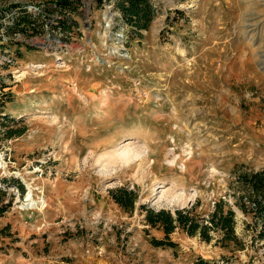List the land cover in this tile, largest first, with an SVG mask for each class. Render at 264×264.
<instances>
[{
	"label": "rangeland",
	"instance_id": "obj_1",
	"mask_svg": "<svg viewBox=\"0 0 264 264\" xmlns=\"http://www.w3.org/2000/svg\"><path fill=\"white\" fill-rule=\"evenodd\" d=\"M52 2L0 0V264H264L241 178L264 169V0H152L126 56L101 1L81 0L67 33ZM11 3L41 12L40 34L4 33ZM119 185L133 210L110 196ZM220 199L236 241L176 228L174 246L150 242L164 233L140 204L194 205L206 223Z\"/></svg>",
	"mask_w": 264,
	"mask_h": 264
},
{
	"label": "trees",
	"instance_id": "obj_2",
	"mask_svg": "<svg viewBox=\"0 0 264 264\" xmlns=\"http://www.w3.org/2000/svg\"><path fill=\"white\" fill-rule=\"evenodd\" d=\"M99 1H101V3L112 1L114 6L120 11L122 20L128 26V31L134 35H139L142 29L148 28L156 13L152 0ZM80 4L81 0H53V2L46 7L48 10L46 14L52 12L58 13L56 27L62 32L67 33L77 23L75 19L69 16V12L80 14V10L78 9ZM8 11L10 12L8 13ZM7 13L10 21L4 25V33L8 36H13L17 33L36 35L40 34L44 29L41 12L34 13V11L28 9L26 6L11 3L9 7H6L5 10L2 11L1 16H5ZM2 40H4V38L2 34H0V41ZM6 42L12 43L13 41L9 39ZM6 42L2 41V44L5 45ZM15 42L17 46L26 44L24 41L19 40ZM241 178L245 183H249L256 191L255 194L248 197V201L256 219H259L262 223L258 230V236L264 238V169L244 173ZM14 181H16L22 193V183L18 180ZM108 192L112 199L125 210H133L137 197V192L134 188H129L126 185H119L109 188ZM5 193L6 190L0 188V215L3 214L11 202L10 200L3 201ZM225 204L226 202L223 199L215 201L214 208L209 213L206 223H203L198 213L193 212L194 205L181 208L177 207L171 210L165 207L153 208L142 203L139 205V208L140 211L144 213L143 218L145 223L150 227L160 228L164 233L162 237L152 235L149 238L150 242L154 246L164 247L174 246L176 244V242L170 238V233L176 228H181L191 235L198 234L204 240H210L212 236L210 231L217 230L220 232L222 244H226L230 240L236 241L238 237L235 233V212L230 206L225 208ZM201 260V262H205V260Z\"/></svg>",
	"mask_w": 264,
	"mask_h": 264
},
{
	"label": "built area",
	"instance_id": "obj_3",
	"mask_svg": "<svg viewBox=\"0 0 264 264\" xmlns=\"http://www.w3.org/2000/svg\"><path fill=\"white\" fill-rule=\"evenodd\" d=\"M103 5L105 9L103 11L101 29L104 33L110 34L114 38L116 52L126 56L129 52L128 26L122 20L120 11L114 6L112 1H105Z\"/></svg>",
	"mask_w": 264,
	"mask_h": 264
},
{
	"label": "bare ground",
	"instance_id": "obj_4",
	"mask_svg": "<svg viewBox=\"0 0 264 264\" xmlns=\"http://www.w3.org/2000/svg\"><path fill=\"white\" fill-rule=\"evenodd\" d=\"M33 201H34V200L30 199V201H29V202H32V203H33ZM34 202H35V201H34Z\"/></svg>",
	"mask_w": 264,
	"mask_h": 264
},
{
	"label": "crops",
	"instance_id": "obj_5",
	"mask_svg": "<svg viewBox=\"0 0 264 264\" xmlns=\"http://www.w3.org/2000/svg\"><path fill=\"white\" fill-rule=\"evenodd\" d=\"M153 20V19H152Z\"/></svg>",
	"mask_w": 264,
	"mask_h": 264
}]
</instances>
